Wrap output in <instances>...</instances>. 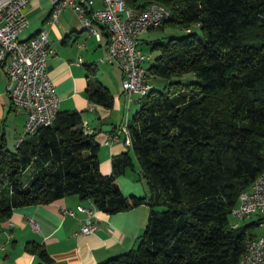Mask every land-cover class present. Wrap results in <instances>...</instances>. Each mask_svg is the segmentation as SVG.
<instances>
[{
    "label": "trees",
    "instance_id": "16d2710c",
    "mask_svg": "<svg viewBox=\"0 0 264 264\" xmlns=\"http://www.w3.org/2000/svg\"><path fill=\"white\" fill-rule=\"evenodd\" d=\"M124 2L136 11L159 4L169 17L157 29L185 31L152 44L158 55L143 64L148 83L152 77L168 83L162 90L149 83L138 98L126 124L129 145L111 159L107 176L98 171L99 143L83 132L78 112H57L13 151L0 143V224L16 208L70 196L105 214L145 204L134 247L99 264H237L258 223L233 229L229 213L264 168V0ZM86 94L111 108L100 85ZM132 158L147 197L125 195L115 183ZM25 250L50 263L40 246Z\"/></svg>",
    "mask_w": 264,
    "mask_h": 264
},
{
    "label": "crops",
    "instance_id": "0c3cea01",
    "mask_svg": "<svg viewBox=\"0 0 264 264\" xmlns=\"http://www.w3.org/2000/svg\"><path fill=\"white\" fill-rule=\"evenodd\" d=\"M100 7V2L95 0L91 9ZM22 12L27 26L19 33V39L26 40L39 30H45L51 50L46 74L58 98V112L80 113L83 132L93 134L99 143L98 171L102 176L109 175L111 159L128 146V137L120 128L122 130L129 122L126 117L131 105L135 109L133 114L137 110L138 97L131 96L127 103L120 87L119 69L116 64L103 61L107 43L105 30L92 23L94 33H88L69 8L57 15L55 24H49L51 6L45 0H27ZM78 58L81 62L75 65ZM96 85L111 96V108L104 109L87 99V89ZM25 118V111L9 102L6 78L0 68V143L7 150L13 151L22 138ZM131 160V172L126 168L115 183L125 195L147 197L148 186L139 179L136 162ZM76 206L87 208L90 204L70 196L45 205L14 209L7 221L0 224V264H42L36 255L25 250L28 243L43 248L49 264H99L133 248L147 217L144 206L115 214L93 208L89 222L94 231L85 235L80 233V228L86 216L77 212ZM62 209L71 210L73 216H62Z\"/></svg>",
    "mask_w": 264,
    "mask_h": 264
},
{
    "label": "built area",
    "instance_id": "2783aa9c",
    "mask_svg": "<svg viewBox=\"0 0 264 264\" xmlns=\"http://www.w3.org/2000/svg\"><path fill=\"white\" fill-rule=\"evenodd\" d=\"M45 1L51 6L49 24H55L57 15L69 8L88 33H94L90 27L92 23L102 26L107 35L103 61L114 63L119 69L120 87L127 103L131 96L150 86L143 68L148 57L138 49L137 40L142 32L160 27L159 18L163 17V11L150 8L149 4L142 11L129 10L119 0H98L99 9H91L95 0ZM26 5L27 0H0V68L6 78L10 104L26 113L22 138L18 143L38 128L49 126L58 112V98L46 74V61L51 50L45 30H39L26 40L19 39V33L27 26L22 12ZM80 62L78 58L74 64L79 65ZM75 209L86 216L80 233L93 232L94 226L89 222L92 205L87 208L76 206ZM60 214L73 216L71 210L65 209L60 210ZM251 216L257 217L255 223H259L261 233L245 240L237 264H264V168L248 189L238 195L229 213L234 221ZM238 226L237 222L230 224L233 229Z\"/></svg>",
    "mask_w": 264,
    "mask_h": 264
},
{
    "label": "rangeland",
    "instance_id": "374dc122",
    "mask_svg": "<svg viewBox=\"0 0 264 264\" xmlns=\"http://www.w3.org/2000/svg\"><path fill=\"white\" fill-rule=\"evenodd\" d=\"M189 29L193 33H196L197 35L200 34L198 27H196L195 25L191 26ZM185 34H186L185 31H183L182 29H177V28L168 27V26H165L161 29H151V30H147V31L142 32L138 38V49L145 56L149 57V61L145 63V66H147V64H149V63H152L153 60L158 55L157 51H151L150 50V46L152 44H154V43L164 44L167 41V39L170 37H180V36H183ZM185 79L188 80L189 76L184 75L181 77V80H185ZM171 81H174V79H171ZM149 83L153 86L154 89L162 90V88L168 83V81L161 79V78L152 77V78H149ZM148 87H149V89L151 88V86H148ZM137 97L141 98L140 96H137ZM134 110H135L134 107L131 105V107L129 108V111H127V117L126 118L128 121L130 120ZM127 171L131 172L129 169H127ZM28 172H29V170H28ZM28 172L25 173V175L22 177V181H25L26 175H28ZM135 181H136V179H135ZM143 183L146 184L144 180H143ZM139 206H144V208L147 209V211H148V207L145 204H142ZM229 221H230V223L237 222V224L239 226H244L248 223H255L257 221V217L251 216V217L245 218L241 221H234L232 218L229 217ZM252 231L255 235H259L261 233V229L257 225H254V224H253V230Z\"/></svg>",
    "mask_w": 264,
    "mask_h": 264
},
{
    "label": "bare ground",
    "instance_id": "6f19581e",
    "mask_svg": "<svg viewBox=\"0 0 264 264\" xmlns=\"http://www.w3.org/2000/svg\"><path fill=\"white\" fill-rule=\"evenodd\" d=\"M119 2L121 3L122 6H126L124 0H119ZM149 7L154 9V10L163 11V17L159 18V24H161L163 21H165L169 17V13L161 5H159V4H151V5H149ZM129 10H132V9H129ZM147 93H148V86L144 87L143 91L137 92L136 96L144 97ZM126 127L127 126H126V123H125V125L122 127V130H121V128H120V130H121V132L123 131L122 132L123 134L125 133L127 135ZM126 143H127V145H129V140L128 139H127ZM258 227H259V223H258Z\"/></svg>",
    "mask_w": 264,
    "mask_h": 264
}]
</instances>
